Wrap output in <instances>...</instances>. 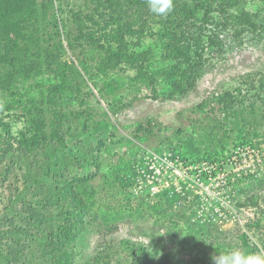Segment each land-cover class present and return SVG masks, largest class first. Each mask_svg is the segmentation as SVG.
I'll return each instance as SVG.
<instances>
[{
	"label": "rangeland",
	"instance_id": "1",
	"mask_svg": "<svg viewBox=\"0 0 264 264\" xmlns=\"http://www.w3.org/2000/svg\"><path fill=\"white\" fill-rule=\"evenodd\" d=\"M123 1L120 4H125ZM142 3L143 0H135L136 7L144 6ZM191 3L173 0L176 16L164 20L154 17L146 5L143 17L138 15L152 27L146 32V40L152 41V46L160 43L158 50L151 51V60L161 62L157 67L170 74L156 98L150 89H143L140 94L131 91L128 75L135 77L144 65H121L117 70L116 96L122 97V103L117 115L110 114L113 137L107 139V147L93 139L81 143L71 154H61L64 161L59 162L54 153L61 146L51 129L47 138L53 147L47 150L38 148L31 153L19 147L18 142L2 146L0 231L12 235V245L25 251L22 263L55 264L41 241L50 238L51 232L63 229L69 231L70 238L56 242L61 248L76 249L75 264H91L98 259L104 264H135L131 254L120 247L125 241L144 247L155 264H174L176 258L184 264H213L211 257L217 247H221L220 253L232 248L244 251L240 238L243 234L254 253H264V35L256 32L236 36L232 23L222 31L215 30L225 48L206 46L202 76L187 93L175 94L172 82L186 85L193 69L191 63L197 58L180 46L183 35L191 43L194 35L197 39L198 32L192 31L195 23L188 15ZM84 5L73 8L71 13H87ZM246 5L264 17V0H246ZM108 11L106 15L111 8ZM172 19L177 24L182 22L175 31L180 42L168 48L160 41H165L162 31L174 27L175 23L169 22ZM113 29L107 31L112 33ZM61 39L70 67L63 73L67 74L65 87L59 89H69V93L81 85L83 90L78 98L57 101L63 106L60 113H55L54 103L45 102L44 121L49 123V119L59 115L54 123L62 126V111L66 110L69 116L68 109L82 110L85 105L80 107L84 104L81 100L85 99L98 112L93 119L100 120V112L108 106L82 69V48L72 49L66 35ZM94 59L91 52L86 62ZM59 81L52 80L54 84ZM44 82L46 87L52 83ZM238 88L243 91L238 114L222 113L211 105L214 96L236 93ZM63 92H51L54 98L50 97L55 101L62 99L59 95ZM66 122V127L57 129L68 142L70 133H82L83 129L77 131L73 121ZM140 126L144 130L140 131ZM20 128L22 123L14 130ZM208 154L214 156L206 157ZM92 155L100 158L99 168L95 162L91 164ZM156 156L169 167L159 164L152 168ZM78 160L86 162V167L80 166ZM67 162L71 165L66 166ZM152 183L158 185L157 193L151 192ZM68 213L71 216L67 218ZM30 214L33 219L39 215L53 217L39 228L26 219ZM82 215L84 224L73 222ZM58 216L63 218L61 222ZM30 224L28 233H34V237L29 241L13 235L14 228ZM1 235L0 232V238ZM170 255L174 258L167 263L165 259ZM142 257L138 255L136 259Z\"/></svg>",
	"mask_w": 264,
	"mask_h": 264
},
{
	"label": "trees",
	"instance_id": "2",
	"mask_svg": "<svg viewBox=\"0 0 264 264\" xmlns=\"http://www.w3.org/2000/svg\"><path fill=\"white\" fill-rule=\"evenodd\" d=\"M78 1L83 2V4H79ZM191 1L192 7L190 6L188 15L191 14L193 23H195L192 26V31L196 30L198 35L197 39L194 38L195 35L193 36V43L189 41L186 35H183L180 46L195 53L197 58L194 56L196 60L191 63L193 69L189 73L186 85L178 81L172 82V92L182 95L192 89L199 77L202 76L201 71L205 69L204 65H201L202 58L204 59L202 55L206 52V46H212L219 50L223 49L220 35L215 33V30L222 31L224 26L232 23L236 26L234 27V35L236 36L256 32H262L264 35V17L262 18L259 13L248 10L246 0ZM123 2L125 4H120V0H0V150H2V146L14 142H18L19 147L22 146L31 153L38 148L44 149L46 147L44 150L52 148L53 143L47 138L50 129L51 134H56L61 146L60 150L54 153V158L59 162L64 161L61 154L63 156L71 154L74 148L78 150L81 143L93 139H97L101 146L107 147V139L113 137L110 131L113 128L110 114L117 115L119 113L118 105L122 103V97L116 96L119 91L116 92V82L119 77L117 70L121 65H144L143 70H140L135 77L128 75L131 81V91L140 94L143 89H150L153 96L157 98L159 88L170 71H160L157 65H162V63L158 64L151 60L154 59L151 51L154 48L158 50L157 46L160 43L157 40L158 43L152 46L153 42H148L145 37L147 30L152 27L148 21L139 16L142 15L143 17L142 12L146 10L144 8L145 5L147 7V3L143 0L144 4L142 3V5L144 6L136 7L135 0ZM78 5H84L88 12L82 15L71 13V10ZM108 8H111V13L106 15V12H109ZM174 16H176L175 9L166 17L154 14V17L162 20ZM187 18L190 21V17ZM143 20L144 22L140 23ZM169 22L175 23L173 19ZM181 23H175L169 31H162V37L165 41L160 42L168 48L176 42H180L176 38L175 31L181 26ZM113 27V32L109 33L107 29ZM88 28H90L89 33L86 32ZM91 31H96V33L92 34ZM63 35L67 36L69 46L72 49L82 48V51L79 52V55L84 57L82 60H85L81 63L82 69L91 78L94 87L103 96L108 106L107 110L100 112L99 115L102 116L100 120L93 119L98 112L90 107L91 105L86 99L81 100L84 104L80 107L85 105L82 110L79 107L74 108V110L68 109L67 114L69 116H66V110L62 111L64 115L61 119L62 126H58L60 129L66 127V119L77 125V131L83 129L82 133H70L71 139L68 142L65 140V135L59 133L60 131L56 126L58 122L54 123L61 117L55 115L56 110L60 113L63 108L62 103H57V101L65 98L73 99V96L78 98L81 96L83 87L80 85L75 91L69 93V89H64V92L59 89V87L61 89L65 87L64 82H66L67 74L63 75V73H66L67 68L70 67L65 59L66 50L61 39ZM144 46H149V48L146 49ZM91 52H93L95 59L88 63L86 59ZM53 79L55 81L60 79V81L54 84ZM44 80L52 83L46 87ZM51 92H63L59 95L62 99L52 100L50 96L54 94ZM90 92L93 96L92 91ZM36 93H38L39 98ZM242 97L243 91L238 88L236 93L226 92L214 96L211 99V105L217 106L222 113L228 114L229 112L232 114V112H236L238 114L237 106L239 101H242ZM45 102L55 104L53 107L55 116L49 119V123L44 121L47 114L45 113ZM19 123L23 124V128L16 132L14 129ZM70 125L73 126V123L68 126L70 127ZM139 130L144 129L140 126ZM212 156L214 154L206 155V157ZM90 158L92 165L95 162L98 168L101 166L99 157L92 155ZM78 163L83 168L87 164L79 160ZM68 164L71 165L70 162H67L66 166ZM41 207L44 210L47 208L44 203L41 204ZM68 216L71 215L68 213L67 218ZM52 217L39 215L33 219L30 214L26 219L33 222V226L38 224V227L41 228ZM82 217L78 216L79 221L76 217L73 222L84 224L85 215ZM56 218L59 222L63 219L60 216ZM30 227L31 224L28 227L14 228L13 235H16L18 239L29 241L34 237V233H28ZM0 232L2 233L0 264H28L27 262L22 263L25 259L23 257L25 251L16 249L12 245L15 241L11 238L12 235H9L7 231ZM48 236L50 238L41 242L49 250L48 255L53 258V262L55 264H75L78 255L76 249L61 248L56 242L70 238L69 231L67 233V229L58 230L56 233L51 232ZM240 238L244 251L253 254L254 248L249 244L247 235L243 234ZM29 246L28 249H31ZM120 247L123 251L131 254L135 264H155V259H152L149 252L142 246L125 241ZM220 250L221 247H217L216 252L220 253ZM138 255L143 256L141 260L136 259ZM172 258L174 256L170 255L165 260L169 263ZM91 264H104V262L98 259L91 261ZM174 264H184V262L181 258H176Z\"/></svg>",
	"mask_w": 264,
	"mask_h": 264
},
{
	"label": "clouds",
	"instance_id": "3",
	"mask_svg": "<svg viewBox=\"0 0 264 264\" xmlns=\"http://www.w3.org/2000/svg\"><path fill=\"white\" fill-rule=\"evenodd\" d=\"M149 10L161 17H166L174 7L173 0H146ZM213 264H264V253L249 254L232 248L227 252L217 253L211 257Z\"/></svg>",
	"mask_w": 264,
	"mask_h": 264
},
{
	"label": "built area",
	"instance_id": "4",
	"mask_svg": "<svg viewBox=\"0 0 264 264\" xmlns=\"http://www.w3.org/2000/svg\"><path fill=\"white\" fill-rule=\"evenodd\" d=\"M154 159H155V162L153 163L152 168H156V166L159 165V164L162 167H164L163 165H166L167 167H169V165L167 164V162L166 161L164 162L162 158H159V156H156ZM157 188H158V185L152 183L151 192L152 193H157L158 192Z\"/></svg>",
	"mask_w": 264,
	"mask_h": 264
}]
</instances>
